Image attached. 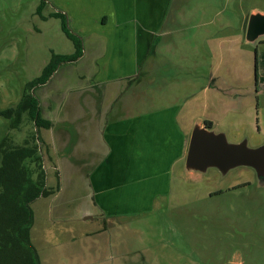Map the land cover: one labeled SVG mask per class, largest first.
Wrapping results in <instances>:
<instances>
[{"label":"rangeland","instance_id":"374dc122","mask_svg":"<svg viewBox=\"0 0 264 264\" xmlns=\"http://www.w3.org/2000/svg\"><path fill=\"white\" fill-rule=\"evenodd\" d=\"M77 2L0 0V111L29 93L49 123L38 129L25 113L11 129L0 115V141L7 136L24 145L34 137L51 191L30 205V241L39 264H264V186L257 185L254 171L239 167L221 175L213 168L189 174L183 169L197 122H210L229 143L264 144V36L254 42L245 37L249 17L264 14V0H148L164 11L160 31L148 38L150 52L145 60L142 54L136 59L133 77L98 85L95 75L114 68L108 57L119 48L104 37L108 33L90 31L98 26L94 14H89L92 28L78 27L76 10L83 13L85 7ZM141 14L134 11L133 20ZM63 26L80 41L74 61L57 60L75 54ZM132 31L138 33L128 29V37ZM48 68L46 81L37 84ZM93 87L101 97L117 89L118 98L102 105L120 109V117L160 115L163 122L168 113L176 124L150 125L136 134L143 142L130 148L149 145L146 165H156L157 172L166 166L168 174L145 184L151 189L129 190L134 181L120 189L123 204L109 207L120 212L110 214L90 203L92 188L78 180L79 168L69 175L73 168L67 169L64 157L69 150L59 136L66 121H80L83 112L90 117L93 90L82 95ZM66 141L79 150L74 133ZM117 177L120 188L122 173Z\"/></svg>","mask_w":264,"mask_h":264},{"label":"crops","instance_id":"0c3cea01","mask_svg":"<svg viewBox=\"0 0 264 264\" xmlns=\"http://www.w3.org/2000/svg\"><path fill=\"white\" fill-rule=\"evenodd\" d=\"M82 1L83 0H79L77 3H81ZM87 1L88 6L86 5V1L79 4L85 7V11L81 13L76 10L79 16L78 18L74 16L76 21L74 22L78 27L82 23L81 25L92 28L91 25H88L90 20L89 14H94L98 21V26L97 28L93 27L95 29H90V31L99 29L101 35L108 33V35L104 37L107 39H115L114 45L119 48L111 51L108 57L110 65L114 63V68L111 70L106 68L95 75L98 82L97 85L116 83L119 82V78L125 79L133 77L136 59L141 61L139 55L142 54L144 55L143 58H146V54H148V51L150 52L151 43L148 38L154 36L157 31H160L159 26L161 17L159 18V15L164 11L154 7V4L149 5L148 0H112V2L108 0ZM134 11L142 13L140 15V17H142H138L136 21L133 20L132 16ZM105 17L106 22H104L103 19ZM108 19L112 20L110 24L113 26L108 24ZM110 26L114 28L113 33H111L113 34L112 37L107 31V28H111ZM131 28L138 33H134L133 35L134 31H132L128 37L127 30ZM104 30L105 32H103ZM97 85L95 88L98 87ZM95 88H87L82 95V97H85L87 90H93V93L88 96V100H93L94 103H96L94 111L92 112L89 110L92 115L90 114V117L84 118L83 112V115L80 116V121H71V123L66 121L63 124L64 129L60 131L59 136L65 150H69L67 151L69 153L64 155V157L69 159L67 162V169L70 167L73 168V172L72 170L68 171L69 175H74L75 170L77 171L79 168L77 171L78 180L83 182L84 185L88 182L89 186L92 188V193L90 194L92 201L90 203L95 206L97 205L99 208L103 207L102 210H106L107 214H110L113 210L120 212L117 208L113 210L109 209L112 205L115 207L117 204H123L121 201H118L121 196V194H118L120 189L128 188V185L133 183L132 181L135 183L129 190L134 191L140 187H142V189H151L145 184L154 179H156L155 182H157L161 172L163 174L167 173L166 166L162 167L165 171L162 170L157 172L155 171L156 165L155 167L146 165L147 158L150 159V154L147 151L149 145H142V149L130 148V145L134 143L140 144V141L143 142L136 134L143 135L145 130H149L150 125L158 126L159 124H163L171 127L176 124L174 118L168 113L162 116L164 117L163 122L158 121L160 115H153V117L150 115L132 118L120 117L122 116L121 112L119 113L120 109L114 112L113 107L104 108V104L102 105L103 100L104 103H106L109 98H118L119 93L117 89H113L110 93L105 92L102 94L104 96L101 97V93L100 95L94 93ZM97 103H99L100 107L97 106ZM72 133L78 137L79 150L75 149L73 151V145L66 141L67 137L69 138ZM179 133L181 132L179 131ZM144 151H147V154ZM74 156H77L80 161L79 164L77 159V166ZM89 165H91V169L89 172H86L85 169ZM75 167H77V169H74ZM119 173H122L123 176L121 178L122 182L120 181V188L118 187L120 177H117ZM149 173L154 174L148 175ZM161 183H163V179ZM163 186L162 184V187ZM157 188H160V184ZM95 190L97 192H95ZM102 232L106 231H98L96 234Z\"/></svg>","mask_w":264,"mask_h":264},{"label":"trees","instance_id":"16d2710c","mask_svg":"<svg viewBox=\"0 0 264 264\" xmlns=\"http://www.w3.org/2000/svg\"><path fill=\"white\" fill-rule=\"evenodd\" d=\"M63 29L73 42L75 54L58 57L57 60L74 61L80 56V41L64 26ZM50 71L46 69L36 83L43 84L46 73ZM25 113L38 129L49 128V123L41 118L37 100L29 93H25L15 107L0 111V115L10 121L11 129L18 128ZM203 123L212 128L210 122ZM31 140L27 139L24 145H19L6 136L0 141V264H38L36 250L30 241L33 224L30 205L40 197L49 196L51 191L46 186L34 137Z\"/></svg>","mask_w":264,"mask_h":264},{"label":"water","instance_id":"95a60500","mask_svg":"<svg viewBox=\"0 0 264 264\" xmlns=\"http://www.w3.org/2000/svg\"><path fill=\"white\" fill-rule=\"evenodd\" d=\"M261 36H264V14L254 13L249 17L245 37L254 42ZM239 167L252 169L258 185L264 186V144L250 148L245 140L229 143L224 133L215 132L202 122L195 123L184 158V172L205 173L213 168L225 175Z\"/></svg>","mask_w":264,"mask_h":264},{"label":"flooded vegetation","instance_id":"af4514ba","mask_svg":"<svg viewBox=\"0 0 264 264\" xmlns=\"http://www.w3.org/2000/svg\"><path fill=\"white\" fill-rule=\"evenodd\" d=\"M256 182H257V180H256ZM257 185H258V182H257ZM259 186V185H258ZM36 255H37V253H36ZM37 259H38V256H37ZM38 264H39V260H38Z\"/></svg>","mask_w":264,"mask_h":264}]
</instances>
